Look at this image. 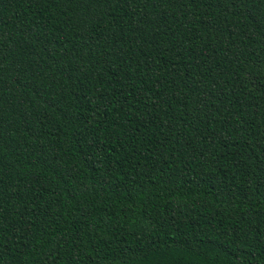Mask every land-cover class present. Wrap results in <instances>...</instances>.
Listing matches in <instances>:
<instances>
[{
  "label": "trees",
  "instance_id": "1",
  "mask_svg": "<svg viewBox=\"0 0 264 264\" xmlns=\"http://www.w3.org/2000/svg\"><path fill=\"white\" fill-rule=\"evenodd\" d=\"M0 264H264V0H0Z\"/></svg>",
  "mask_w": 264,
  "mask_h": 264
}]
</instances>
